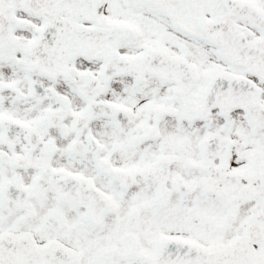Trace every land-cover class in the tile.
I'll return each mask as SVG.
<instances>
[{"label":"snow or ice","instance_id":"obj_1","mask_svg":"<svg viewBox=\"0 0 264 264\" xmlns=\"http://www.w3.org/2000/svg\"><path fill=\"white\" fill-rule=\"evenodd\" d=\"M0 264H264V0H0Z\"/></svg>","mask_w":264,"mask_h":264}]
</instances>
